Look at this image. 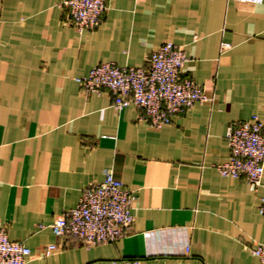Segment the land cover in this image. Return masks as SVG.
<instances>
[{"label": "crops", "instance_id": "obj_1", "mask_svg": "<svg viewBox=\"0 0 264 264\" xmlns=\"http://www.w3.org/2000/svg\"><path fill=\"white\" fill-rule=\"evenodd\" d=\"M62 0H0V225L27 264H260L264 189L214 168L225 133L264 122V0H108L100 26L78 33ZM163 43L211 101L152 128L117 111L108 90L74 82L103 63L139 68ZM112 171L134 197L114 243L57 238L52 223ZM264 181V176H263ZM48 245L56 250L44 257Z\"/></svg>", "mask_w": 264, "mask_h": 264}, {"label": "built area", "instance_id": "obj_2", "mask_svg": "<svg viewBox=\"0 0 264 264\" xmlns=\"http://www.w3.org/2000/svg\"><path fill=\"white\" fill-rule=\"evenodd\" d=\"M260 4L262 0H232ZM108 0H62L69 25L78 33L97 29L107 10ZM188 56L182 47L163 43L146 58L139 68L119 67L103 63L93 67L85 77L74 82L86 93L108 90L117 111L132 105L143 111L152 128L171 123V118L183 114L196 104L211 101L202 88L185 74ZM229 159L214 168L222 177L243 178L250 191L264 189V122L257 116L231 126L225 133ZM133 195L112 171H106L102 182L87 188L78 204L66 215L57 218L51 231L57 238L76 239L85 246H97L123 239L133 223ZM259 213L264 215V197ZM56 250L48 245L42 251L49 257ZM251 254L264 264V243L255 244ZM31 251L22 242L8 239L0 225V264H27Z\"/></svg>", "mask_w": 264, "mask_h": 264}]
</instances>
